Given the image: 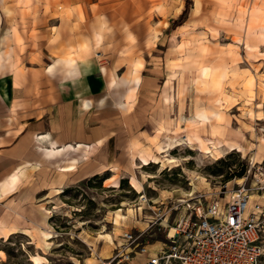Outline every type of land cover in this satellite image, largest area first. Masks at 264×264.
Here are the masks:
<instances>
[{"label":"rangeland","instance_id":"obj_1","mask_svg":"<svg viewBox=\"0 0 264 264\" xmlns=\"http://www.w3.org/2000/svg\"><path fill=\"white\" fill-rule=\"evenodd\" d=\"M78 2L111 20V61L126 70L105 104L116 140L96 154L113 173L88 155L78 161L76 150L64 161L43 157L29 136L23 156L38 162L1 198L0 222L16 229L0 241V264H107L125 232L149 248L166 243L188 203H224L239 189L264 203V0H0V80L30 45V64H47L46 22L77 19ZM132 69L140 80L127 85ZM33 125L45 129L49 115ZM167 144L175 162L158 150ZM62 163L75 166L72 177Z\"/></svg>","mask_w":264,"mask_h":264},{"label":"crops","instance_id":"obj_2","mask_svg":"<svg viewBox=\"0 0 264 264\" xmlns=\"http://www.w3.org/2000/svg\"><path fill=\"white\" fill-rule=\"evenodd\" d=\"M75 5L77 8L72 9L77 19L46 22L47 43L43 46L45 57L50 61L44 65L37 58L36 64L32 66L30 58L33 51L30 45V51L27 49L23 53L20 50L16 52L19 62H16L15 57L11 78L0 80V201L4 196L15 193L20 177L23 176L22 169L38 162L33 161L34 158L28 160L23 156L22 144L29 136L35 140L36 153L43 157L64 161L65 154L76 150L78 154H83L78 161L83 162L88 155L98 170L106 166L105 169L113 173L110 169L112 164L108 166V163H101L96 154L110 153L108 142L113 138L116 140L117 132L112 129L114 124L111 125L112 120L107 115L111 111L105 104L114 99L113 92L117 90L126 70L117 73L119 66L111 61L110 45L114 40L110 30L111 20H104L103 13L97 17L98 12L90 11L94 9L89 4L78 2ZM96 17L98 20H95ZM18 36L23 40L22 31L19 35L16 33L13 39ZM39 50L43 48L40 47ZM98 53L106 56L104 63H100L96 57ZM121 67L122 65L119 69ZM32 70L34 77H31ZM130 72L132 79L129 75L127 85L140 80L137 73L139 70L132 69ZM112 102L116 104L115 100ZM45 113L49 115L50 125L33 132V122L38 121ZM126 133L128 137H133V131ZM130 143L133 144V140ZM64 164L67 166L59 168L61 175L69 172L67 177H72L75 166L69 163L60 165ZM76 169L78 171L81 168L77 165ZM137 182L141 185L138 180ZM57 188L54 187V191ZM15 229L0 222V241L13 234ZM1 252L3 251L0 250Z\"/></svg>","mask_w":264,"mask_h":264},{"label":"built area","instance_id":"obj_3","mask_svg":"<svg viewBox=\"0 0 264 264\" xmlns=\"http://www.w3.org/2000/svg\"><path fill=\"white\" fill-rule=\"evenodd\" d=\"M138 238L125 232L107 264H131L137 255L141 264H260L264 203H251L244 189L224 203L219 198L205 205L188 203L159 248L141 245Z\"/></svg>","mask_w":264,"mask_h":264},{"label":"bare ground","instance_id":"obj_4","mask_svg":"<svg viewBox=\"0 0 264 264\" xmlns=\"http://www.w3.org/2000/svg\"><path fill=\"white\" fill-rule=\"evenodd\" d=\"M101 22V21H100ZM102 25V24H101ZM104 29V28H103ZM102 30V29H101ZM102 32V31H101ZM167 146H168V144H167ZM173 146H168L166 149H163V148H161L160 149V147H158V150H160V153H163L164 154V156L166 157V161L168 162V163H172V162H175V159H174V157H172V156H169L168 154H167V151L169 150V149H171ZM231 148V147H230ZM54 149V148H53ZM163 149V150H162ZM203 149V148H202ZM213 149L214 150H217L218 148L217 147H213ZM235 148H231V150H234ZM204 150L207 152V153H212V151L210 150V147H206V148H204ZM214 155H216L217 157H216V159H218L219 158V155H218V153H213ZM154 159H156V158H154ZM148 160L151 162V159H147V158H142L141 159V163H142V166H144V165H149V163L150 162H148ZM157 162H160V161H158L157 160ZM163 164L164 163H162V165L161 166H163ZM17 171V170H16ZM20 172V171H19ZM18 172V173H19ZM17 173V172H16ZM21 174V173H20ZM20 174H19V176H20ZM17 175V174H16ZM22 175H23V173H22ZM18 177V176H17ZM11 178V177H10ZM19 178V177H18ZM13 181V180H12ZM16 181V180H15ZM131 181L132 182H134V184H133V188L135 189V191L136 192H138V193H141L142 192V187H141V185L137 182V179L135 178V177H133V178H131ZM17 182V181H16ZM261 182V181H260ZM12 183V182H11ZM10 183V185H12ZM9 185V186H10ZM8 186V187H9ZM12 187V186H11ZM113 187H115V186H113ZM7 188V187H6ZM3 189H5V188H3ZM2 189V190H3ZM131 210V209H130ZM119 211H121V210H119ZM120 218H122L123 216L121 215V214H119L118 215ZM173 233V228H170L169 229V234L171 235Z\"/></svg>","mask_w":264,"mask_h":264},{"label":"trees","instance_id":"obj_5","mask_svg":"<svg viewBox=\"0 0 264 264\" xmlns=\"http://www.w3.org/2000/svg\"><path fill=\"white\" fill-rule=\"evenodd\" d=\"M187 11V10H184V12Z\"/></svg>","mask_w":264,"mask_h":264}]
</instances>
